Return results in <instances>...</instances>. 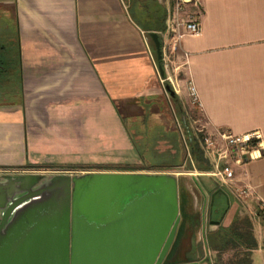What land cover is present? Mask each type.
<instances>
[{
    "label": "crops",
    "instance_id": "crops-1",
    "mask_svg": "<svg viewBox=\"0 0 264 264\" xmlns=\"http://www.w3.org/2000/svg\"><path fill=\"white\" fill-rule=\"evenodd\" d=\"M134 1L0 0V173L57 174L39 170L71 165H90L85 172L162 171L139 169L144 158L135 140L159 151L164 146L172 156L178 146L183 152L149 39L151 31L167 28V17L163 24L154 17L143 25L132 12ZM152 1L166 12L173 2ZM200 12V33L184 35L164 63L185 126L198 137L210 165L176 172L181 199L205 220L202 202L191 194L201 192V178H213L203 181L207 205L212 203L207 229L216 232L243 210L260 209L264 199V156L237 164L227 152L214 157L203 149L204 138L218 130L259 131L264 142V0H203ZM191 80L200 107L191 104ZM132 125L141 126L142 135ZM216 161L234 170L232 180L201 174ZM242 187L251 194L239 196ZM219 194L228 198L223 212L212 207ZM207 229L201 225L198 244ZM21 239L2 238L0 264H59L57 251L24 252Z\"/></svg>",
    "mask_w": 264,
    "mask_h": 264
},
{
    "label": "water",
    "instance_id": "water-1",
    "mask_svg": "<svg viewBox=\"0 0 264 264\" xmlns=\"http://www.w3.org/2000/svg\"><path fill=\"white\" fill-rule=\"evenodd\" d=\"M150 36L165 77L163 40ZM181 206L173 171L0 173V241L19 236L21 250L57 251L59 264H160V249L182 229ZM192 252L182 264H208L196 239Z\"/></svg>",
    "mask_w": 264,
    "mask_h": 264
},
{
    "label": "rangeland",
    "instance_id": "rangeland-1",
    "mask_svg": "<svg viewBox=\"0 0 264 264\" xmlns=\"http://www.w3.org/2000/svg\"><path fill=\"white\" fill-rule=\"evenodd\" d=\"M149 7L151 3L148 4ZM192 9H188L191 11ZM3 22L9 27H13L12 19L4 18ZM166 102L169 113L171 115L172 121L174 123L173 128L178 133L180 142L182 143V149L178 146V152L175 156L170 155V153L166 152V147L161 146L159 149L161 151L156 150L154 147H148L146 149L147 158L153 161L154 163L161 164H169V163H178L181 164L177 166L171 167H158L151 169H159V168H169L173 172H195L196 168L198 169L196 163L193 161L192 154L188 152L187 145L188 143V135L185 128V124L182 120V115L178 111V108L175 102L170 98V93L166 92ZM137 134H141L140 128L141 126H131ZM149 133V132H148ZM142 135V134H141ZM144 143V141H141ZM191 152V150H190ZM191 162V166H190ZM84 169H75L76 172H82ZM88 170V169H86ZM200 171V169H198ZM166 171V170H165ZM213 180L210 177H204L200 179V186L202 190L201 192H196L195 194H191V200H194L196 197L200 199L202 202L200 206L202 213L206 214V217H209V202L205 200L206 196L204 193H207V190L204 185L203 180ZM199 188V186H198ZM202 193V194H201ZM209 200V197H208ZM212 203L210 204V206ZM228 205L227 196L218 195L217 202L214 207L216 210L219 209L222 212L226 209ZM198 212V211H196ZM214 216H217V213H214ZM209 228V227H208ZM214 230L218 229L216 227ZM205 249L208 252V257L212 264H264V215L261 210L257 207L253 210H243L239 216L233 221V223L228 228H223L219 231L213 232L210 229L205 231V240L199 242V246ZM200 248V250H201ZM202 252V250H201Z\"/></svg>",
    "mask_w": 264,
    "mask_h": 264
},
{
    "label": "built area",
    "instance_id": "built-area-1",
    "mask_svg": "<svg viewBox=\"0 0 264 264\" xmlns=\"http://www.w3.org/2000/svg\"><path fill=\"white\" fill-rule=\"evenodd\" d=\"M203 0H173L172 4L167 9V28L163 36V54L166 56L171 52H175L180 47V42L186 34H199L200 25V9ZM192 9L188 11V9ZM165 69L167 65H164ZM157 69L158 66L156 65ZM162 84L165 88L166 83H170L174 90L176 85L174 78L166 72V76L162 77ZM188 92L191 99V104L194 106H202L198 90L194 82L191 80L188 83ZM166 90V88H165ZM168 93V91L166 90ZM203 131V127H199ZM187 150L190 152L189 145ZM225 145L221 150V146ZM203 149L209 155L218 153V157L222 153H229L230 158L237 164L248 162L255 158L264 156V142L259 131H253L243 134H235L230 131L218 130L214 134L207 135L204 138ZM215 157V155H213ZM67 168H45L39 170L42 173H66ZM9 171V170H2ZM85 172V171H82ZM70 173H73L70 171ZM213 176L224 183L229 182L234 177V170L230 166L221 164L219 161L214 163L213 168L208 172H202ZM239 196H248L251 194L249 187H242L237 190ZM260 210L264 215V199L260 202Z\"/></svg>",
    "mask_w": 264,
    "mask_h": 264
},
{
    "label": "trees",
    "instance_id": "trees-1",
    "mask_svg": "<svg viewBox=\"0 0 264 264\" xmlns=\"http://www.w3.org/2000/svg\"><path fill=\"white\" fill-rule=\"evenodd\" d=\"M134 2H135V4L132 6V12L135 14L136 17H137V12H138L139 17H137V19L140 23L145 25L148 22L147 25L150 26L149 24L152 21L151 19L154 17H157L158 19H161V22L163 24V22L165 21V19L167 17V12H166V8L162 4H159L157 2H153L152 0H135ZM149 3H151L150 7L148 5ZM165 28H166V26L163 25L161 28V31L159 32L162 40H163L162 32H163V30H165ZM149 39L151 41L154 53L156 55L155 43L153 42V40L151 39L150 36H149ZM156 60H157V63H159V61L157 59V55H156ZM162 64L165 65L164 60H162ZM170 98L172 99L173 102H175V104L178 108V111L182 115L183 123L185 124L186 120H185V118L183 119V117L185 116V113H184L183 106L180 102L178 94L175 93L174 95H171ZM185 128H186L187 135H188V145H189V149L191 150L193 161L196 163V165L199 169L208 170L210 168V165H209L208 161L206 160V158L203 154V150L200 146V142H199L198 137L191 131L190 126H185ZM132 137H134L133 134H132ZM134 140H135V138H134ZM134 142L136 143V148L138 149L139 154L142 156V158H144V163L142 166L139 167V169L171 167L173 165L177 166V165L181 164L180 162H182V161H179L178 163L172 162L169 164L168 163L167 164L154 163L153 161H151L150 159L147 158L146 151H145L150 146L142 145L141 142L136 141V140ZM181 145H182V143H181ZM190 166H191V162H190ZM49 167H54V166H49ZM90 167H91L90 165H71V166H65L63 168L90 169ZM97 167H104V166H97ZM156 170H162V171L166 170L167 171L170 169L169 168H166V169L159 168Z\"/></svg>",
    "mask_w": 264,
    "mask_h": 264
},
{
    "label": "flooded vegetation",
    "instance_id": "flooded-vegetation-1",
    "mask_svg": "<svg viewBox=\"0 0 264 264\" xmlns=\"http://www.w3.org/2000/svg\"><path fill=\"white\" fill-rule=\"evenodd\" d=\"M185 199L186 198L182 199V206L180 209L181 219L179 227L182 224V229L179 234H176V237L174 238L171 245L167 246V244L164 243V245L160 249L156 258V262L160 264L184 263L187 257L193 254V239H196V237L198 236L201 225H203L204 229H207L210 225V221L213 220L210 217H206L205 220L203 219L202 221V219L199 217L198 212L190 211ZM198 248L200 249L199 244ZM205 261L208 264H211L209 257H207Z\"/></svg>",
    "mask_w": 264,
    "mask_h": 264
}]
</instances>
